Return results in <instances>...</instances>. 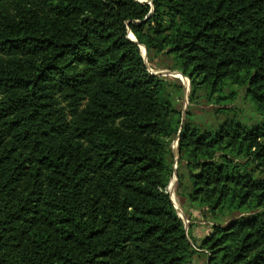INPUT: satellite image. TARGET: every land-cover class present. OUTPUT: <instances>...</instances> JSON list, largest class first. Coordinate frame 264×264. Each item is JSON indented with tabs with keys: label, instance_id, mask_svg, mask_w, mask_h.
<instances>
[{
	"label": "trees",
	"instance_id": "16d2710c",
	"mask_svg": "<svg viewBox=\"0 0 264 264\" xmlns=\"http://www.w3.org/2000/svg\"><path fill=\"white\" fill-rule=\"evenodd\" d=\"M0 264H264V0H0Z\"/></svg>",
	"mask_w": 264,
	"mask_h": 264
},
{
	"label": "rangeland",
	"instance_id": "374dc122",
	"mask_svg": "<svg viewBox=\"0 0 264 264\" xmlns=\"http://www.w3.org/2000/svg\"><path fill=\"white\" fill-rule=\"evenodd\" d=\"M141 52H142L144 59L146 60L147 58L146 51L144 52L143 49H141ZM170 65H171V62L168 59L158 57L154 60L153 63L148 64V69L153 75L163 77L166 80L171 81V82H176L181 86V90H182L181 94H179L178 97L175 96L176 97L175 99H176V108L179 112H181V116L183 119L186 117L187 111L188 110L191 111V108H192L193 114H196V115L199 114L201 112L200 109H203V108L202 106L201 107L196 106L197 108H195V105L190 103V100H189L190 84H189L188 79L183 77L181 74H178L176 72H170L168 69H166L170 67ZM175 143L176 142L172 144V150L176 149ZM176 188H177L176 177H174L167 190L171 195L172 202L174 204V207L178 211L179 215L180 214L183 215L185 214V209H183V201L178 199V197L175 195ZM192 211L194 212L192 214L195 218H193L191 214L189 216H186V219H187L186 228H188V226L190 227V223L193 219V221H195V224H196V225L193 224V226L194 225H195L194 227L197 226V230L199 231V237H201L200 239H202L203 237L206 236L205 234H203L202 229H206L205 230L206 233L209 232L210 230L209 225L204 220V218L201 216L199 211L197 210H192ZM193 239L196 241V243L199 242V239H195V238ZM196 247H198V245H196Z\"/></svg>",
	"mask_w": 264,
	"mask_h": 264
},
{
	"label": "crops",
	"instance_id": "0c3cea01",
	"mask_svg": "<svg viewBox=\"0 0 264 264\" xmlns=\"http://www.w3.org/2000/svg\"><path fill=\"white\" fill-rule=\"evenodd\" d=\"M192 210H193V209H188V208L185 209L186 213H188V214L190 213L191 216H192L193 218H195V217L193 216V214H192V213H194ZM187 216H188V215H187ZM193 224H195V221H193V219H192V221H191V223H190L191 237H192V238H195V239H199V241H200V240H201V239H200L201 237H199V231L197 230V226L194 227L196 224H195L194 226H193ZM201 229H202V228H201ZM205 230H206V229H202L203 234L207 235V234L210 233V230H209V232H207V233L205 232ZM205 235H204V236H205ZM203 238H204V237H203ZM197 262H198V261H197ZM199 262H200V261H199Z\"/></svg>",
	"mask_w": 264,
	"mask_h": 264
},
{
	"label": "built area",
	"instance_id": "2783aa9c",
	"mask_svg": "<svg viewBox=\"0 0 264 264\" xmlns=\"http://www.w3.org/2000/svg\"><path fill=\"white\" fill-rule=\"evenodd\" d=\"M180 217L183 219L184 223L186 224L187 223V219L185 218V216L180 214Z\"/></svg>",
	"mask_w": 264,
	"mask_h": 264
},
{
	"label": "water",
	"instance_id": "95a60500",
	"mask_svg": "<svg viewBox=\"0 0 264 264\" xmlns=\"http://www.w3.org/2000/svg\"><path fill=\"white\" fill-rule=\"evenodd\" d=\"M131 40H133L132 38H130ZM141 49H143V51L145 52V49L143 47H141ZM143 56V55H142ZM146 62V61H145Z\"/></svg>",
	"mask_w": 264,
	"mask_h": 264
}]
</instances>
